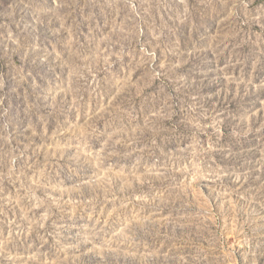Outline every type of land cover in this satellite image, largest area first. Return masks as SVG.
I'll return each mask as SVG.
<instances>
[{
  "label": "rangeland",
  "instance_id": "obj_1",
  "mask_svg": "<svg viewBox=\"0 0 264 264\" xmlns=\"http://www.w3.org/2000/svg\"><path fill=\"white\" fill-rule=\"evenodd\" d=\"M0 264H264V0H0Z\"/></svg>",
  "mask_w": 264,
  "mask_h": 264
}]
</instances>
